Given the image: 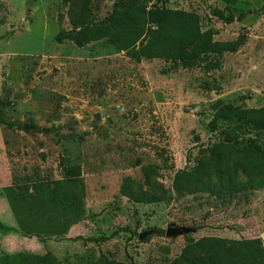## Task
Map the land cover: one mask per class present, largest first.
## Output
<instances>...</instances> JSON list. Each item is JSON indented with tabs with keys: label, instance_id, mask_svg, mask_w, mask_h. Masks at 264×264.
Here are the masks:
<instances>
[{
	"label": "rangeland",
	"instance_id": "374dc122",
	"mask_svg": "<svg viewBox=\"0 0 264 264\" xmlns=\"http://www.w3.org/2000/svg\"><path fill=\"white\" fill-rule=\"evenodd\" d=\"M121 2L147 27L157 26L155 10L184 11L165 42L170 34L193 38L197 29L212 41L197 45L194 59L136 61L112 43L113 32L83 47L59 35L71 28L76 0H0V107L9 100L8 117L36 126H0V221L16 228L0 229V257L193 264L211 256L241 264L246 253L237 242L260 238L264 247V188L228 201L214 191L220 177L187 176L178 185L176 175L198 166L216 143L208 128L215 102L264 106L263 0L92 3L103 21ZM214 8L248 13L226 24ZM250 160L229 162V172ZM72 166L78 177L69 175ZM19 219L29 224L22 228ZM171 224L191 232L167 237ZM149 228L162 232L140 240Z\"/></svg>",
	"mask_w": 264,
	"mask_h": 264
},
{
	"label": "trees",
	"instance_id": "16d2710c",
	"mask_svg": "<svg viewBox=\"0 0 264 264\" xmlns=\"http://www.w3.org/2000/svg\"><path fill=\"white\" fill-rule=\"evenodd\" d=\"M78 7L75 11H69L71 28L60 32V36L71 39L78 47H83L89 40L113 32L112 43L117 49L136 60L164 59L176 61L182 59H194L197 56V45L212 41L210 32L195 30L193 38H175L177 35L170 34L173 39L165 42L162 36L168 32L170 26L174 32L183 25L186 14L182 10L162 8L152 12L151 19L157 26H144L136 10L125 12L123 3L115 6L111 16L101 21L94 11L93 0H76ZM264 13V0L259 9ZM258 10V11H259ZM248 12H241L238 17L234 13L229 14L220 8H214L212 15L226 24L242 21ZM168 22L167 26L163 22ZM132 24L127 32L121 29ZM196 43V45H193ZM9 100H3L0 107V126L9 128L20 127L22 123L7 116L5 107ZM213 115L208 123L211 132L217 135V141L208 148L207 158L190 170L178 172L176 184L179 185L184 177L199 176L207 178L212 175L220 177V182L214 186L218 198L234 201L248 192L264 188V106L248 107L243 104L236 105L233 102L218 100L212 106ZM62 129L54 126L51 131ZM40 130V128H38ZM250 156L252 160L238 164L239 171L229 172V162L235 159ZM69 175L78 177L79 168H68ZM20 227L27 224L23 219L18 220ZM0 229L14 231L16 228L5 225L0 221ZM35 236L42 237L40 234ZM80 239V237H78ZM107 240L109 237L98 238ZM240 251L246 256L240 261L241 264H264V247L260 238L242 239L237 242ZM226 250V248H223ZM0 264H62L54 262L47 257L30 254H10L0 257ZM193 264H230L218 262L216 257H209L196 261Z\"/></svg>",
	"mask_w": 264,
	"mask_h": 264
},
{
	"label": "water",
	"instance_id": "95a60500",
	"mask_svg": "<svg viewBox=\"0 0 264 264\" xmlns=\"http://www.w3.org/2000/svg\"><path fill=\"white\" fill-rule=\"evenodd\" d=\"M244 106H246V102L243 103ZM22 129L24 130H33L36 129V126L33 124H28V123H23ZM43 131H47L46 129H43ZM161 230L155 229V228H149L147 230L142 231L139 234V239L144 240L150 235L156 234V233H161ZM191 232V228L186 227V226H181V225H176V224H171L167 227L165 230V235L167 237H177L179 235L187 234Z\"/></svg>",
	"mask_w": 264,
	"mask_h": 264
},
{
	"label": "crops",
	"instance_id": "0c3cea01",
	"mask_svg": "<svg viewBox=\"0 0 264 264\" xmlns=\"http://www.w3.org/2000/svg\"><path fill=\"white\" fill-rule=\"evenodd\" d=\"M244 19H245V18H244ZM244 19H243V20H244Z\"/></svg>",
	"mask_w": 264,
	"mask_h": 264
}]
</instances>
